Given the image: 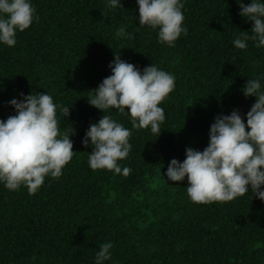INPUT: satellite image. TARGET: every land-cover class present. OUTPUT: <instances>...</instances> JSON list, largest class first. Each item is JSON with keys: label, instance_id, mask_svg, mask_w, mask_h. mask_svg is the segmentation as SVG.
<instances>
[{"label": "trees", "instance_id": "1", "mask_svg": "<svg viewBox=\"0 0 264 264\" xmlns=\"http://www.w3.org/2000/svg\"><path fill=\"white\" fill-rule=\"evenodd\" d=\"M32 4L39 22L17 33L15 47L0 44V119L15 114L8 102L20 93L46 92L70 107L58 119L62 132L73 131L77 154L35 195L0 184V264H94L105 242L114 245L105 264H264V203L245 195L194 204L187 179L165 175L171 159L183 162L186 148L203 151L216 116L237 109L245 117L255 103L242 89L264 76V48L232 46L251 28L236 0H184L188 34L171 48L158 43V30L139 26L135 0L115 10L105 0ZM120 25L134 34L131 41L114 38ZM115 53L141 70L153 63L175 77L161 105L160 136L132 130V151L119 162L132 169L127 177L92 170V148L81 144L103 115L87 103L89 91L111 75ZM106 114L131 129L126 116Z\"/></svg>", "mask_w": 264, "mask_h": 264}, {"label": "clouds", "instance_id": "2", "mask_svg": "<svg viewBox=\"0 0 264 264\" xmlns=\"http://www.w3.org/2000/svg\"><path fill=\"white\" fill-rule=\"evenodd\" d=\"M239 15L251 23L250 31H239L232 40L235 49L250 46L264 48V0H250L245 6L236 0ZM139 26L158 30V43L175 47L177 40L187 36L184 24V0H135ZM111 10L124 9L122 0H105ZM39 16L32 0H0V44L13 48L17 33H23ZM114 38L131 41L134 34L120 25ZM111 75L94 89L87 103L103 113L98 122L91 123L81 144L91 147L88 165L92 170H107L125 177L130 167L120 165L131 151L133 129H149L157 138L165 122L161 106L175 89V77L156 64L143 70L121 59L119 53L108 66ZM264 76L248 79L242 89L245 98L254 97L255 103L245 117L239 110L220 114L209 129V140L203 151L185 149L183 162L173 158L165 173L171 182L187 179V195L194 204L231 202L248 195L264 203ZM8 106L15 114L0 119V184L9 191L26 188L35 195L46 177L58 179L63 169L77 154L70 136L62 132L58 111L64 118L70 107L54 102L43 92L20 93ZM116 110L126 116L131 129L108 115ZM246 121V122H245ZM112 242H105L95 253L94 264H105L112 259Z\"/></svg>", "mask_w": 264, "mask_h": 264}]
</instances>
